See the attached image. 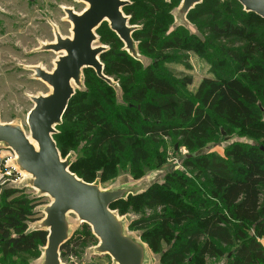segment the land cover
Segmentation results:
<instances>
[{"label": "trees", "instance_id": "obj_1", "mask_svg": "<svg viewBox=\"0 0 264 264\" xmlns=\"http://www.w3.org/2000/svg\"><path fill=\"white\" fill-rule=\"evenodd\" d=\"M128 1L125 14L141 26L133 33L138 53L153 63L130 55L109 28L98 29L109 46L100 56L104 74L118 82L122 99L94 69L84 70L88 89L70 99L56 126L82 144L70 171L87 183H95L100 164L128 167L139 175L162 140L171 138L196 153L219 143L222 127L229 128L227 134L232 128L247 129L264 140V19L237 0H204L187 15L201 38L183 25L173 29L176 0ZM170 51L198 55L213 77L191 93V77L174 79L156 68L166 64ZM58 138L53 135L64 157L68 149ZM183 165L194 175L173 172L166 178L169 188L154 184L128 202L137 212L160 209L131 224L161 255L159 264H208V259L217 264L223 258L225 264H264V147L235 142L224 156L188 155ZM21 193L0 186L3 263L20 254L38 257L46 245L47 231H28V224L37 221L36 199L16 197ZM69 245H62V254Z\"/></svg>", "mask_w": 264, "mask_h": 264}, {"label": "rangeland", "instance_id": "obj_2", "mask_svg": "<svg viewBox=\"0 0 264 264\" xmlns=\"http://www.w3.org/2000/svg\"><path fill=\"white\" fill-rule=\"evenodd\" d=\"M176 3L177 7L173 10L175 18L173 29L183 25L191 33L204 38L196 25L188 21V13L183 10L184 0H176ZM87 8L88 4L79 0H0V124L19 127L30 136L27 115L33 107L31 98L49 95L52 91L50 86L36 77L35 71L41 69L51 72L55 67L58 56L63 53L47 51L44 47L55 42L56 34L62 38L72 37V24L67 19L65 9L81 13ZM129 24L133 28L138 29L141 27L139 24H132L130 19ZM108 28L112 30L108 21L103 22L98 27L102 32H106ZM98 29L95 32L97 40L94 46H105L109 49V46L101 42ZM134 43L135 53L128 50L123 43L124 49L133 57L141 59L145 65L153 63L151 59L138 53V44L135 41ZM167 55L166 64L156 68L161 73L168 74L174 79L191 77L192 84L188 87L191 93L197 90L204 78L213 77L211 66L194 53L170 51ZM86 78L85 71H82L79 84H72L74 95L88 89L85 82ZM110 84L115 87L118 100L121 101L122 90L118 82L111 78ZM220 129L219 143L210 144L205 151L196 153H190L171 138L162 140L159 145L152 148L155 149V157L139 175H132L128 167L121 170L120 166L105 167L103 164H100V167L96 170L94 184L102 191L121 192V204L113 207L112 210L122 226L124 235L144 249L143 264H154L158 259L160 260L161 255L151 251L143 241V233L133 230L131 224L141 218L143 214L150 215L160 211V209H142L141 212H137L128 204L129 200L145 193L154 184L167 185L166 187L169 188L170 185L167 184L166 178L173 172L180 171L183 172L182 174L193 176L194 172L183 165L188 155L193 156L199 153L201 155L204 152H211L224 156L226 147L235 142L264 147V140L259 139L254 132L247 129L232 128V132L229 134L226 132L229 128L222 127ZM56 134L59 136L60 146L68 149V154L64 157L61 156V158L70 167L78 160L82 144H76L66 129L60 131L56 129ZM4 147L0 143V148ZM116 169L119 170L117 174H115ZM32 181V176L23 171V182L15 188L22 193L16 195V197L24 195L36 199L35 211L37 214L35 217L37 221L28 224V231L37 229L46 231L47 228L44 227L43 221L46 216L45 210L51 203V198L36 190L32 185ZM66 224V242L70 244V247L65 254L60 251L59 264H119L109 253L100 251L99 238L94 235L91 227L89 233L87 232V224L82 222L75 213L69 212L66 215ZM44 250L45 247L42 248L38 257L31 258L26 254H20L19 257L12 258L8 263H3L0 260V264H44ZM22 258L26 259V263ZM212 262L213 259L207 261L208 264Z\"/></svg>", "mask_w": 264, "mask_h": 264}, {"label": "water", "instance_id": "obj_3", "mask_svg": "<svg viewBox=\"0 0 264 264\" xmlns=\"http://www.w3.org/2000/svg\"><path fill=\"white\" fill-rule=\"evenodd\" d=\"M88 4L81 13L65 9L72 24V37L56 34L55 42L44 47L47 51L63 52L55 61L51 72L35 71L52 91L49 95L32 97L33 107L27 115L30 139L19 127L0 124V143L17 156L20 168L32 176L33 187L51 198L47 206L44 227L47 228L44 264L60 263V248L66 242V215L73 212L89 225L100 240L99 249L109 253L119 264H143L144 249L125 236L122 226L111 209L122 199L121 192L102 191L96 184L79 179L61 158L53 135L70 99L74 95L72 84L78 85L84 69L92 68L98 77L111 83L104 74L100 60L105 46L95 47L96 30L105 21L126 45L135 53L133 33L137 28L129 24L130 17L124 7L128 0H79ZM203 0H184L183 10L189 13ZM244 10L264 19V0H239ZM34 143L37 146H34Z\"/></svg>", "mask_w": 264, "mask_h": 264}, {"label": "built area", "instance_id": "obj_4", "mask_svg": "<svg viewBox=\"0 0 264 264\" xmlns=\"http://www.w3.org/2000/svg\"><path fill=\"white\" fill-rule=\"evenodd\" d=\"M22 182L23 171L17 163L16 154L7 146L0 148V186L17 188Z\"/></svg>", "mask_w": 264, "mask_h": 264}, {"label": "crops", "instance_id": "obj_5", "mask_svg": "<svg viewBox=\"0 0 264 264\" xmlns=\"http://www.w3.org/2000/svg\"><path fill=\"white\" fill-rule=\"evenodd\" d=\"M262 244H263V246H264V241H262ZM226 258L224 259H221L217 264H225L226 263ZM160 263V260L158 259V261L156 262V263H154V264H159Z\"/></svg>", "mask_w": 264, "mask_h": 264}, {"label": "bare ground", "instance_id": "obj_6", "mask_svg": "<svg viewBox=\"0 0 264 264\" xmlns=\"http://www.w3.org/2000/svg\"><path fill=\"white\" fill-rule=\"evenodd\" d=\"M27 135V134H26ZM27 137L30 139V137L27 135ZM34 146L36 147V149H37V146H36V144L34 143Z\"/></svg>", "mask_w": 264, "mask_h": 264}]
</instances>
